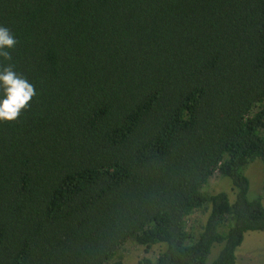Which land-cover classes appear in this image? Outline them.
I'll use <instances>...</instances> for the list:
<instances>
[{"label":"trees","instance_id":"trees-1","mask_svg":"<svg viewBox=\"0 0 264 264\" xmlns=\"http://www.w3.org/2000/svg\"><path fill=\"white\" fill-rule=\"evenodd\" d=\"M0 25L37 92L0 122V264H238L264 232V0H0Z\"/></svg>","mask_w":264,"mask_h":264},{"label":"rangeland","instance_id":"rangeland-1","mask_svg":"<svg viewBox=\"0 0 264 264\" xmlns=\"http://www.w3.org/2000/svg\"><path fill=\"white\" fill-rule=\"evenodd\" d=\"M251 182L249 197L254 199L262 196L264 200V164L260 160H256L251 164L246 171ZM232 183L229 179L221 181L214 179L210 185V191H219L229 194L231 202H235L236 196L231 191ZM140 250V251H139ZM123 255V264H143V256L155 259L154 254H144L141 248L135 244L128 246V253ZM218 254V249H215L209 258V263ZM238 264H264V232H251L246 234L245 240L237 252Z\"/></svg>","mask_w":264,"mask_h":264},{"label":"clouds","instance_id":"clouds-1","mask_svg":"<svg viewBox=\"0 0 264 264\" xmlns=\"http://www.w3.org/2000/svg\"><path fill=\"white\" fill-rule=\"evenodd\" d=\"M17 44L15 34L0 25V58L12 61L11 51ZM36 95L35 85L19 74L12 63L0 67V122L17 120Z\"/></svg>","mask_w":264,"mask_h":264}]
</instances>
